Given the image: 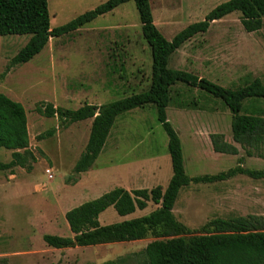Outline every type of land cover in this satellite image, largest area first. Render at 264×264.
<instances>
[{
  "label": "rangeland",
  "instance_id": "374dc122",
  "mask_svg": "<svg viewBox=\"0 0 264 264\" xmlns=\"http://www.w3.org/2000/svg\"><path fill=\"white\" fill-rule=\"evenodd\" d=\"M103 1L46 0L49 27ZM222 1L148 0L152 21L166 40L188 23L203 19ZM239 17L235 11L210 23L205 32L193 35L169 55L167 67L230 88L242 85L246 78L257 77L264 83V19L258 30L246 32ZM28 36L0 35V92L23 106L28 148L35 156L29 171L18 166L12 173L0 171V260L2 264H71L74 254L45 245L41 236H71L64 212L113 187H164L171 173L166 135L152 105L135 107L116 116L92 165L74 173L72 166L84 147L91 119L60 125L55 116L44 117L35 109L45 102L68 109L83 103L99 105L147 88L150 53L132 0L70 34L50 37L28 61L5 70ZM169 96L166 119L179 138L186 175L226 170L239 157L242 167L264 170V146L258 150L262 156L252 149L248 156L232 141L230 113L219 99L180 82L170 86ZM258 105L264 107V101ZM51 128V135L44 134ZM210 133H221L237 153L214 152ZM11 152L0 147V162L8 161ZM156 206L148 201L143 209L124 216L108 206L97 220L110 224L145 215ZM172 213L186 226L188 235L201 233V226L213 218L264 220V177L235 174L224 181L190 182L179 189ZM152 239L148 235L135 241L88 245L77 256L92 264L118 258L137 264L142 248Z\"/></svg>",
  "mask_w": 264,
  "mask_h": 264
},
{
  "label": "trees",
  "instance_id": "16d2710c",
  "mask_svg": "<svg viewBox=\"0 0 264 264\" xmlns=\"http://www.w3.org/2000/svg\"><path fill=\"white\" fill-rule=\"evenodd\" d=\"M128 0H104L68 21L49 27L46 0H0V35L28 34L25 43L9 59L5 70L24 63L37 54L50 37L67 35L96 16L111 11ZM138 15L141 35L150 53L149 84L145 90L94 105L83 103L75 109L53 107L50 102L37 104L36 111L53 117L60 125L91 119L86 142L73 163L72 172L86 171L101 151L117 115L135 107L152 105L156 120L166 135V149L171 173L164 187L126 190L113 187L99 196L83 201L64 212V220L71 236L45 233V245L53 248L88 246L114 242L135 241L148 235L137 264H264V220L254 216L213 218L201 226V233L188 235L186 226L178 221L172 207L180 188L191 183L224 181L235 174L264 177V170H251L240 165L212 174L188 176L184 172L179 138L166 119L170 86L176 82L197 87L219 99L230 113L231 139L251 155L264 146V83L257 77L245 80L235 88L215 84L204 77L182 69L167 67L169 55L183 42L207 30L210 23L231 12H239V22L246 32L258 30L264 19V0H224L207 11L203 19L188 23L166 40L152 21L148 0H132ZM246 102V104H245ZM184 107L187 105L184 104ZM182 106V107H183ZM243 111V112H241ZM52 128L44 134L51 135ZM43 135V134H42ZM41 137V136H40ZM208 139L214 152L235 155L237 148L224 140L221 133H210ZM0 147L12 150L10 159L0 162V171L12 173L16 166L31 169L35 156L28 148L26 117L23 106L0 92ZM150 201L157 206L145 215L99 224L97 216L111 206L124 216L135 209H143ZM3 259L0 260L2 264ZM100 264H128L123 258L105 260Z\"/></svg>",
  "mask_w": 264,
  "mask_h": 264
},
{
  "label": "crops",
  "instance_id": "0c3cea01",
  "mask_svg": "<svg viewBox=\"0 0 264 264\" xmlns=\"http://www.w3.org/2000/svg\"><path fill=\"white\" fill-rule=\"evenodd\" d=\"M70 232V231H69ZM71 234V233H70ZM106 244H110V243H106ZM98 245H102V244H97ZM53 248V247H52ZM57 251H65L68 254H74L75 256L73 257V261L71 262V264H92L90 262H87L89 260H84L83 257H79L77 256V251H81V249H85V246H72V247H65V248H54ZM98 259V258H97ZM105 261L104 260H97L96 263L100 264L101 262ZM95 263V264H96Z\"/></svg>",
  "mask_w": 264,
  "mask_h": 264
},
{
  "label": "built area",
  "instance_id": "2783aa9c",
  "mask_svg": "<svg viewBox=\"0 0 264 264\" xmlns=\"http://www.w3.org/2000/svg\"><path fill=\"white\" fill-rule=\"evenodd\" d=\"M45 173L47 174L48 177H50L49 169H45Z\"/></svg>",
  "mask_w": 264,
  "mask_h": 264
}]
</instances>
